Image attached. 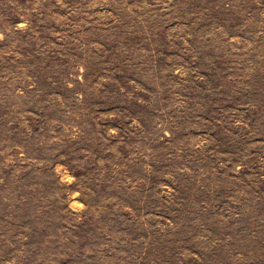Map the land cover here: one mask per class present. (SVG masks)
<instances>
[{
	"label": "rangeland",
	"instance_id": "obj_1",
	"mask_svg": "<svg viewBox=\"0 0 264 264\" xmlns=\"http://www.w3.org/2000/svg\"><path fill=\"white\" fill-rule=\"evenodd\" d=\"M0 264H264V0H0Z\"/></svg>",
	"mask_w": 264,
	"mask_h": 264
}]
</instances>
